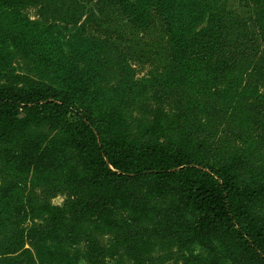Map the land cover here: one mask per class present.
Returning a JSON list of instances; mask_svg holds the SVG:
<instances>
[{
    "label": "trees",
    "instance_id": "16d2710c",
    "mask_svg": "<svg viewBox=\"0 0 264 264\" xmlns=\"http://www.w3.org/2000/svg\"><path fill=\"white\" fill-rule=\"evenodd\" d=\"M217 1L0 0V264L99 223L264 264V0Z\"/></svg>",
    "mask_w": 264,
    "mask_h": 264
},
{
    "label": "rangeland",
    "instance_id": "374dc122",
    "mask_svg": "<svg viewBox=\"0 0 264 264\" xmlns=\"http://www.w3.org/2000/svg\"><path fill=\"white\" fill-rule=\"evenodd\" d=\"M217 3L220 7L224 6L232 10L243 20L253 15L249 0H218ZM23 13L30 19L37 18L32 8L26 9ZM11 61L16 69L24 70L25 61L18 54L13 56ZM145 71L144 67L140 75ZM64 200L65 197L58 194L50 199V204L63 209ZM38 222L40 221L36 219L27 220L24 225L28 228ZM80 230L84 234H89L94 241H99L105 252V264H233L221 247H218L220 253L215 254L204 251L198 245L179 250L180 246L173 248L159 241L158 238L148 239L141 235L138 236L137 241H124L119 234H115L114 230L101 223L78 226L75 229L74 241L71 238L52 239L36 246L26 243L25 247L30 250L35 260L34 264H89L85 258V240L78 237ZM190 254H200V256L194 258Z\"/></svg>",
    "mask_w": 264,
    "mask_h": 264
}]
</instances>
